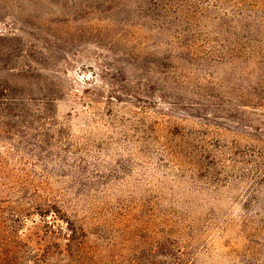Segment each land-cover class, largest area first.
Here are the masks:
<instances>
[{"label": "rangeland", "instance_id": "1", "mask_svg": "<svg viewBox=\"0 0 264 264\" xmlns=\"http://www.w3.org/2000/svg\"><path fill=\"white\" fill-rule=\"evenodd\" d=\"M26 173L264 264V0H0V183Z\"/></svg>", "mask_w": 264, "mask_h": 264}, {"label": "trees", "instance_id": "2", "mask_svg": "<svg viewBox=\"0 0 264 264\" xmlns=\"http://www.w3.org/2000/svg\"><path fill=\"white\" fill-rule=\"evenodd\" d=\"M26 174L13 187L0 183L9 189L0 192V264H193L181 237L171 236L181 230L152 223V210L145 224L127 212L118 218L92 194L71 197L48 177Z\"/></svg>", "mask_w": 264, "mask_h": 264}]
</instances>
